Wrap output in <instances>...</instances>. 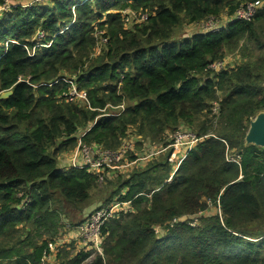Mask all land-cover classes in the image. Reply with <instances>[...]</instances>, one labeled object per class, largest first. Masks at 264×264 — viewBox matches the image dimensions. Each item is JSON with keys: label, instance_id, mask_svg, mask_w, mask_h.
Wrapping results in <instances>:
<instances>
[{"label": "trees", "instance_id": "16d2710c", "mask_svg": "<svg viewBox=\"0 0 264 264\" xmlns=\"http://www.w3.org/2000/svg\"><path fill=\"white\" fill-rule=\"evenodd\" d=\"M257 1L250 20L175 37ZM230 53L225 69H208ZM10 89L0 99V264H41L66 205H86L101 176L110 192L100 207L128 206L103 225L92 261L93 248L71 242L58 264H264V148L245 141L264 110V0L13 5L0 11V93ZM183 126L205 137L177 167L172 148L126 171L60 163L80 141H133L134 161Z\"/></svg>", "mask_w": 264, "mask_h": 264}, {"label": "built area", "instance_id": "2783aa9c", "mask_svg": "<svg viewBox=\"0 0 264 264\" xmlns=\"http://www.w3.org/2000/svg\"><path fill=\"white\" fill-rule=\"evenodd\" d=\"M17 5V4H14ZM21 5H27V4H21ZM30 5V4H28ZM262 5L261 1L257 2H249L245 5L240 6L233 16L231 17L232 20H250L256 13L257 9ZM13 4L10 0H3V3L0 5V11H6L8 10ZM213 18V16H210L206 20L202 21V29L203 30H211V31H217L221 28L222 25L219 24H212L209 26H205L208 20ZM42 35V33H40ZM229 62H231V59H225V60H218L211 62L208 65V69L212 70H223L225 69ZM71 94L80 98H85L84 93H80L75 86H73V89L71 91ZM123 109L124 105H121L118 107V109ZM219 109V106L216 105L213 109V111L216 113ZM205 136H199L196 132L192 130H188L186 127H181L177 129L170 139V144L166 147L156 150L149 154L148 156L141 157L134 161H127L126 155L127 152L131 149H134V142L133 141H126L122 147H120L117 150H109L105 149L101 146H92V145H86L82 144V142H79L78 147L76 148V156L73 158L72 166L77 168H83V167H89L94 172L97 173H103L107 168L111 170L115 169H122L126 168L132 165H135L138 160H144L149 158L150 156L159 154L163 151H166L168 148H172L171 154L169 156V161L172 163L175 160L181 161V159L184 157L185 153L195 147L198 142L204 138ZM83 157V160H79ZM78 158V159H77ZM233 161H238L239 155L235 157H231ZM178 162V163H179ZM176 163V167L178 165ZM100 183H104V176L100 177ZM219 204V201H218ZM128 203L120 201L118 198H114L108 205L100 207L95 209L93 212H91L89 215L86 216V218L79 224L73 226H68L67 228H75L81 236L83 237L84 243H86V246L89 248L94 249V253L87 259V263L92 261L93 257L97 252L101 253V244L103 241V235H102V227L105 224V222L112 216H114L117 212H119L121 209L127 208ZM177 219H174L176 221ZM62 242L58 243H48V246L44 250L42 257H41V264H45L47 261H49L51 258L55 259L58 255L60 246H62Z\"/></svg>", "mask_w": 264, "mask_h": 264}, {"label": "rangeland", "instance_id": "374dc122", "mask_svg": "<svg viewBox=\"0 0 264 264\" xmlns=\"http://www.w3.org/2000/svg\"><path fill=\"white\" fill-rule=\"evenodd\" d=\"M10 1L14 5V4H21V3H29V4L39 3V2H41L43 0H10ZM230 16H233V15H229V14L226 13V14H223L222 16H219V17L213 16V18H211L210 20H208L206 22L207 24L205 26L207 27V26L212 25V24L223 25L222 23H229L230 22V20H229ZM202 28L203 27H202L201 22H199V23H191L189 25L186 24V25H183L182 27H180L177 30V34H176L175 37L179 38V39H183V38H186L189 35L193 34L195 31L203 30ZM232 54L233 53H230L227 56V59L228 58L231 59L232 57H234V59H236L235 58L236 56H232ZM186 128H188V127H186ZM189 129L192 130L191 128H188V130ZM136 140H137V138H135V142H136ZM157 147H158L157 144H154V145L150 144L148 147H145V149L142 150L140 153L143 154L142 157H145L147 154L149 155L152 152L156 151L158 149ZM136 151H137V149H136ZM163 154L164 153H159V154H156V156H150L148 159L155 158V157H156V159L157 158L159 159ZM75 156H76V150L71 151V152H67V153H63V154H61L59 156L60 157V163L63 164V166L71 165L72 162H73V158H75ZM80 157L81 158H79V160H83V157L82 156H80ZM146 161L147 160L139 161L135 165L140 164V163L144 164V163H146ZM178 162H179V160H175L174 162H172L173 166L176 167V163H178ZM127 169H130V166L128 168H126V169L122 168V169H119V170L126 171ZM109 192H110V187L107 188V183H105V182L104 183H100L99 187L92 191V195H91L90 200L83 207H75V206L66 205V207H65V213L66 214L63 217L64 219H61V221H60V224H63V226H62V228L60 229V231H59V233L57 235H55L54 237H51V238L48 239L47 243L50 244V243L62 242V244L64 245L65 242L63 241V236L66 235V233H67V229H68L67 227L68 226H70V227L74 226L72 224L74 222L80 221L81 219L83 221V219L85 218V216L88 213H90L91 211L93 212L95 209L99 208L100 205H102V203H104V199H106V197H108ZM45 237L47 238V236H45Z\"/></svg>", "mask_w": 264, "mask_h": 264}, {"label": "water", "instance_id": "95a60500", "mask_svg": "<svg viewBox=\"0 0 264 264\" xmlns=\"http://www.w3.org/2000/svg\"><path fill=\"white\" fill-rule=\"evenodd\" d=\"M23 4V3H21ZM29 4V3H24ZM13 93V90H7L0 93V99L9 97ZM246 144H254L264 148V110L259 112L255 118L250 122L249 129L245 137ZM189 219L188 215H183L179 218L181 222H185Z\"/></svg>", "mask_w": 264, "mask_h": 264}, {"label": "crops", "instance_id": "0c3cea01", "mask_svg": "<svg viewBox=\"0 0 264 264\" xmlns=\"http://www.w3.org/2000/svg\"><path fill=\"white\" fill-rule=\"evenodd\" d=\"M131 167L132 166H130V168ZM126 168H128V167H126ZM126 168H124V169H126ZM90 213H88L87 215H89ZM86 216H85V218H86ZM80 221H82V219ZM82 238L83 237L81 236V234L79 233V231H77L75 228H70V229H67L66 235L63 236V241L65 242V244L66 243L74 242L76 244V249L79 250V249H82V248H85L86 247V243H84V241H83ZM45 264H58L57 256H56L55 259L51 258Z\"/></svg>", "mask_w": 264, "mask_h": 264}]
</instances>
